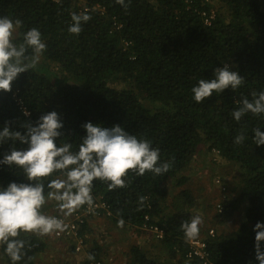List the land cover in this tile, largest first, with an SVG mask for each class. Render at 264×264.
I'll return each mask as SVG.
<instances>
[{"label": "trees", "instance_id": "16d2710c", "mask_svg": "<svg viewBox=\"0 0 264 264\" xmlns=\"http://www.w3.org/2000/svg\"><path fill=\"white\" fill-rule=\"evenodd\" d=\"M220 1L224 9L216 10L211 25H206L204 14L210 17L214 10L210 0H130L127 10L116 0H80L82 5L74 0H0V16L22 21L14 33L16 42L35 27L47 45L37 67L19 74L11 92H0V130L10 122L12 130L24 133L23 124L35 126L42 115L55 111L64 124L58 145L71 143L77 150L88 122L107 128L120 125L150 140L160 150V161L170 164L161 176L130 172L126 186L111 191L107 182H93L92 193L107 206L110 223L118 226L122 219L131 229L146 225L164 232L160 243L166 262L132 245L126 264H259L254 229L264 224V145H255L253 129L264 132V116L249 113L237 122L231 113L242 97L251 100L253 92L264 91V0ZM72 13L91 16L79 35L68 32ZM224 64L238 72L244 84L196 102L192 88L200 79L214 78L215 69ZM25 109L30 116L24 115ZM241 130L246 139L237 145L234 140ZM12 146V141L0 145V160ZM15 146L28 147L19 141ZM201 148L218 150L221 158L240 168V182L231 187L235 196L225 197L219 203L221 215L213 217L229 220L236 228L228 233L216 229L214 236L206 233V263L186 260L190 247L181 229L196 216L191 210L199 204L186 186L185 173ZM170 181H175L172 190L177 195L172 212H167L164 186ZM13 182L32 183L21 169L0 164V188ZM49 203L42 210L61 215L53 213L56 202ZM202 224L199 238L206 229ZM90 226L86 223L82 233H92ZM46 237L21 233L26 255L17 264H35L49 248ZM261 247L264 250V242ZM106 253L93 241L82 264L106 261ZM89 254L95 259L89 260ZM0 256L4 264H12L3 245Z\"/></svg>", "mask_w": 264, "mask_h": 264}, {"label": "clouds", "instance_id": "9594fccd", "mask_svg": "<svg viewBox=\"0 0 264 264\" xmlns=\"http://www.w3.org/2000/svg\"><path fill=\"white\" fill-rule=\"evenodd\" d=\"M116 3L127 10L130 0L128 3L116 0ZM90 19L87 13H72L68 32L79 35L83 30L82 24ZM21 26L19 19L13 21L8 16H0V92H11L13 81L19 74L35 69L47 48L41 32L35 27L23 33L22 42H16L14 33ZM243 84L244 78L224 64L222 68L215 69L214 78L200 79L192 93L194 100L200 103L214 92L223 93L229 88L236 91ZM237 103L239 107L231 113L237 122L249 113L264 116V91L253 92L251 100L242 97ZM24 115L30 116V113L25 109ZM22 127L26 132L14 131L9 122L0 130V145L13 142L0 164L21 169L27 180L32 182H13L6 189L0 188V245L4 246L12 264H17L26 255V241L18 238L21 233L48 236L66 231L68 226L63 219L42 211L48 201L56 202L62 216H71L85 205L89 209L93 207L95 180L107 182L111 191L125 187V178L130 172L136 176H144L146 172L161 176L170 170L168 162L160 161L159 148H154L148 139L126 132L120 125L107 128L91 122L84 124L86 136L75 151L71 143L57 144L63 136L64 124L55 111L42 115L35 126L26 123ZM253 132L255 145H264V132L259 127ZM245 139L244 130H241L234 143L242 145ZM16 141L28 147L18 149ZM50 177L55 178L48 179ZM202 222L199 215L184 221L181 229L185 238H197ZM123 225L124 221L119 220L118 227ZM254 230L256 259L259 264H264L261 247L264 224L257 223ZM88 259L94 260L95 257L89 254Z\"/></svg>", "mask_w": 264, "mask_h": 264}, {"label": "rangeland", "instance_id": "374dc122", "mask_svg": "<svg viewBox=\"0 0 264 264\" xmlns=\"http://www.w3.org/2000/svg\"><path fill=\"white\" fill-rule=\"evenodd\" d=\"M76 1L79 2V5H82L80 0H74V2ZM209 3L211 7H214L212 13H215L219 8L222 10L224 9L220 0H210ZM50 66L53 71H58L55 64H50ZM118 84L120 86V83ZM227 173H229V175ZM185 175L189 178V183H187L186 186L194 192L195 196L199 197L197 201L199 204L191 211L202 217L204 216V209L207 210L209 205L211 206V208L207 210V212H209L206 216L207 222H202V227L204 226L206 229L202 228L200 238L203 239L206 233L208 234L210 230H214V235L216 229L225 230V233H228L233 229L235 230V223L229 220L225 222H221V220L214 221L213 217L214 215H221L218 205L225 200V197L235 196V193L231 191V187L240 182V168L236 165L231 166V163L223 158H216L212 153V150L207 152L206 149L201 148L192 160V164L189 166V170ZM217 178H220L223 185L226 186L227 190L224 193L221 191V187L215 184ZM227 180H230L231 182L228 183ZM174 182L175 181H170L164 186V188L166 187L168 190V200L165 202V206L168 209L167 212H172V203L174 197L177 195L176 191L172 190ZM186 186L180 187L177 191L179 192L183 190ZM49 202L50 201L46 204L50 205ZM53 211L54 214L59 213L58 210L53 209ZM43 212L46 214L45 211ZM95 220H97L95 221L97 224L96 226L91 225L93 232L87 236V247H85V250L87 251V248L91 246L93 241H97L107 252L106 262L112 264H126L128 251L132 245H138L141 247L143 251L148 253L149 257H157L161 262H166L168 260L166 259V253L163 252L161 243L150 233L144 232L143 230L131 229L126 226H115L110 223L107 218H99ZM46 238L49 242V248L45 249L37 256L35 264H65L67 263V260H65L64 257L66 252L77 254L71 252L67 245L54 242L48 236ZM53 254L56 258H53ZM82 254L85 255L86 252H81L79 255ZM0 264H4L1 256Z\"/></svg>", "mask_w": 264, "mask_h": 264}, {"label": "built area", "instance_id": "2783aa9c", "mask_svg": "<svg viewBox=\"0 0 264 264\" xmlns=\"http://www.w3.org/2000/svg\"><path fill=\"white\" fill-rule=\"evenodd\" d=\"M205 18V24L206 25H211V20L215 18V14L212 13L210 17L204 14L203 16ZM212 153L216 158H221L220 152L216 149H212ZM215 184L219 187H221V191L225 192L226 188L222 186V181L220 178H217L215 180ZM93 199H94V205L91 209L87 205H85L82 210H77L74 212L71 216H62V215H56L58 218L63 219L64 222L67 224V229L64 232H61L59 234L53 233L51 235H48L50 239L54 242L58 243H63L64 245H67L68 248H74L75 253L79 254L82 251L85 250L86 246V241H87V236H89L88 233H82V228L86 223L89 222V218L92 217L93 219H99V218H104L110 217L111 214L109 213L107 206L105 203L102 201L100 197L95 196L93 193ZM219 211L221 212V207L218 205ZM55 216V215H54ZM141 230L150 233L153 235L159 242L162 241L164 237V232L161 230L159 227L156 226H144L141 228ZM26 234V233H22ZM209 236H214V231L210 230L208 233ZM190 250L186 256L187 261H193L195 259H199L201 261H204L206 263V258L208 256V253L206 251L207 249V244L206 242L197 237L192 240L186 239ZM2 245H0L1 247ZM97 264H112L108 263L106 261H99Z\"/></svg>", "mask_w": 264, "mask_h": 264}, {"label": "crops", "instance_id": "0c3cea01", "mask_svg": "<svg viewBox=\"0 0 264 264\" xmlns=\"http://www.w3.org/2000/svg\"><path fill=\"white\" fill-rule=\"evenodd\" d=\"M95 221L97 220H93L91 222L92 226H96L97 223H95ZM91 227V226H90ZM92 228V227H91ZM87 247V246H85ZM82 252H86V250L82 251ZM80 254V253H79ZM79 254H70L69 252H66L65 260H67L65 264H82L83 261L86 259V254L85 255H79ZM53 258H56L55 255L53 254ZM55 260V259H54ZM53 262V261H52ZM55 262V261H54ZM57 262V261H56Z\"/></svg>", "mask_w": 264, "mask_h": 264}]
</instances>
